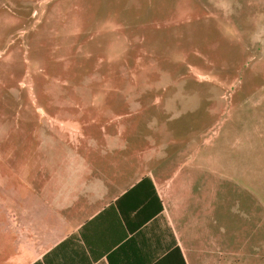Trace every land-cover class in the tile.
<instances>
[{
	"label": "rangeland",
	"instance_id": "obj_1",
	"mask_svg": "<svg viewBox=\"0 0 264 264\" xmlns=\"http://www.w3.org/2000/svg\"><path fill=\"white\" fill-rule=\"evenodd\" d=\"M114 135L257 220L264 0H0V187Z\"/></svg>",
	"mask_w": 264,
	"mask_h": 264
},
{
	"label": "crops",
	"instance_id": "obj_2",
	"mask_svg": "<svg viewBox=\"0 0 264 264\" xmlns=\"http://www.w3.org/2000/svg\"><path fill=\"white\" fill-rule=\"evenodd\" d=\"M120 138L59 141L72 151L44 182L0 187V264H264V193L245 222L216 173L194 189L178 159L164 171Z\"/></svg>",
	"mask_w": 264,
	"mask_h": 264
}]
</instances>
